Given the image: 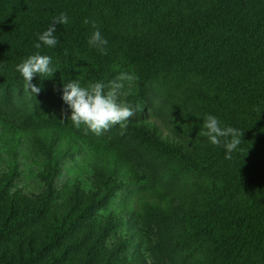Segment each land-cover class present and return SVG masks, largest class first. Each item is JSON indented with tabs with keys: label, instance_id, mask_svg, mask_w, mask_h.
<instances>
[{
	"label": "trees",
	"instance_id": "trees-1",
	"mask_svg": "<svg viewBox=\"0 0 264 264\" xmlns=\"http://www.w3.org/2000/svg\"><path fill=\"white\" fill-rule=\"evenodd\" d=\"M60 13L69 23L57 25V45L36 49ZM97 29L107 54L88 44ZM37 52L105 91L126 68L140 99L173 76L193 99L186 123L203 130L214 115L243 135L225 159L222 146L160 134L156 119L129 123L133 137L200 174L219 153L223 185L199 186L212 209L178 214L113 135L85 134L43 107L0 113V264H173L153 207L181 219L203 264H264V110H253L264 109V0H0V86L21 88L16 66Z\"/></svg>",
	"mask_w": 264,
	"mask_h": 264
},
{
	"label": "rangeland",
	"instance_id": "rangeland-1",
	"mask_svg": "<svg viewBox=\"0 0 264 264\" xmlns=\"http://www.w3.org/2000/svg\"><path fill=\"white\" fill-rule=\"evenodd\" d=\"M52 66L57 70L51 77L39 74L34 76L32 83L41 89L37 95L26 90L24 85L13 90H6L0 86V113L12 114L20 107L36 109L43 107L51 113H62L64 110L70 115V109H67L61 100L63 84L70 80H79L81 86L86 87L91 81L81 70H77L75 72L77 74L74 73L75 75L70 76L68 80L57 63L52 62ZM125 69L121 70L117 76L120 73L132 74L130 70L126 71ZM162 83L166 87L158 85L153 91L146 93L145 98L140 99L133 92L136 90L134 79L124 82L125 88L122 91L125 95L121 96L120 100L135 109V115L130 122L156 119L162 129L159 133L164 136L176 137L185 142L194 141L193 147L200 144L213 146L207 137L200 135L202 129L194 123V120L187 123L184 121V112L193 102V99L189 103L186 102L182 95L183 91H186V83L177 81L173 76L163 77ZM128 127L121 129L119 125H114L104 131L102 135H113L115 139L121 141L124 154L133 164L147 165L155 183L162 190L165 200L177 210L178 214L194 209L200 211L212 209V202L206 196L201 197L200 187L211 184L223 185L225 175L222 172L223 169L219 167L222 166L219 153L210 152L212 160L209 165L210 173L200 174L196 169L186 165L182 160L168 154L158 146L133 137L132 131ZM215 154L216 157L213 161ZM134 195L136 196L137 193ZM219 203L223 204L225 201L221 198ZM150 213H152L149 218L151 225L161 228L163 225L156 222L163 221L170 229L162 241L165 250L169 252L168 258L173 264H203V257L198 253L195 255L190 245L191 242L184 240V224L181 219L177 216L172 218L158 216L159 212L156 207L151 208ZM135 248L137 249L138 246L136 245Z\"/></svg>",
	"mask_w": 264,
	"mask_h": 264
},
{
	"label": "clouds",
	"instance_id": "clouds-1",
	"mask_svg": "<svg viewBox=\"0 0 264 264\" xmlns=\"http://www.w3.org/2000/svg\"><path fill=\"white\" fill-rule=\"evenodd\" d=\"M69 23L66 13H60L53 18L52 23L46 30L37 35L38 42L34 45L40 49L41 45L49 48L55 47L58 39L55 35L57 25ZM84 23H89L85 20ZM95 28V22H91ZM91 47L96 48L101 54H107V40L102 36L99 29L93 32L88 40ZM67 54V53H66ZM17 72L23 79L26 90L32 94L40 93V87L34 85L32 80L35 75L51 77L57 70L52 66V57L42 55L39 52L29 55L16 66ZM134 74L120 73L108 86L103 82H93L82 87L79 80H70L63 84L61 100L70 109V115L62 110V119H70L77 130L83 126L85 134L89 131L100 136L114 125L126 129L131 118L135 115V109L120 100L125 95L122 91L125 88V81L133 80ZM259 115L262 110L258 106L253 109ZM203 130L200 135L207 137L212 145L222 146L226 150L225 159H231V153L241 144L243 131L231 126H222L220 120L214 115H207L203 118Z\"/></svg>",
	"mask_w": 264,
	"mask_h": 264
}]
</instances>
